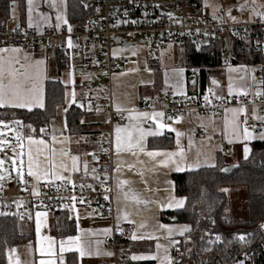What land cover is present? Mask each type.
<instances>
[{"label": "crops", "instance_id": "crops-1", "mask_svg": "<svg viewBox=\"0 0 264 264\" xmlns=\"http://www.w3.org/2000/svg\"><path fill=\"white\" fill-rule=\"evenodd\" d=\"M23 5L25 13L21 19L18 4L12 6L13 25L22 22L41 30L59 28L69 21L66 0H24ZM201 5L205 10L203 2ZM12 26L7 20L6 29ZM149 43L148 40H120L112 45V55L118 63L112 69L111 98L105 93L106 71L85 70L80 62L67 61L65 68L76 72L84 69V78L79 74L71 79L69 76L67 82L72 85L66 87L64 103L57 107L48 125L39 135H33L26 133L24 125L16 121V133L23 144L24 171L19 184L27 188L45 181L91 184L100 152L99 141L111 138L114 224L129 232L128 256L134 264H172L176 236L188 229L183 222L160 217L161 212L181 208L184 204V197L174 193L172 174L215 165L218 157L225 165L247 158L251 142L264 139V133H258L260 123L264 122V111L239 104L229 105L219 114L194 109L176 114L164 111L172 98L194 95L201 88H208L217 96L258 91L261 89L255 75L258 66L232 64L224 58L223 65L210 69L201 87L197 69L187 71L182 64L180 44H157L159 50L155 46L148 52ZM168 46L177 47L178 56L167 55ZM54 52L44 46L38 53L20 46L0 47V94L3 96L0 107L44 106L45 82L57 79L65 84ZM51 57L55 59L54 65H50ZM190 73L192 77H188ZM85 79L96 81L100 89L92 100L84 97L79 86ZM110 100L116 109L124 111L125 121L108 123L106 108ZM20 103L26 106H17ZM72 105L81 111L80 129L66 125L65 114ZM257 127L260 129L256 130ZM30 157L34 175L28 174ZM81 207L87 209L90 220L77 225L68 208L75 224L73 233H58L53 210L38 208L31 219L33 239L16 244L20 247L19 264H56L68 252L77 256L78 264H83L84 259L93 262L91 264L109 260L110 248L101 239L111 225L110 219L102 216L92 224L90 206L80 205L73 210L77 212Z\"/></svg>", "mask_w": 264, "mask_h": 264}, {"label": "built area", "instance_id": "built-area-1", "mask_svg": "<svg viewBox=\"0 0 264 264\" xmlns=\"http://www.w3.org/2000/svg\"><path fill=\"white\" fill-rule=\"evenodd\" d=\"M85 9L90 10L82 23L67 22L62 27H44L36 30L22 23L0 30V47L20 46L38 53L42 47L48 51L59 49L68 62H80L86 70L103 69L106 76L105 93L112 97L111 75L118 63L112 55V45L120 40L129 42L150 41L147 51L157 44L176 45L195 42L209 45L217 40L222 43V56L227 51V37L246 35L253 26L260 28L262 35L256 36L254 48L264 51V19L254 21H229L221 14L204 11L201 4H189L185 0H83ZM262 37V38H261ZM71 41V44L69 43ZM226 44V45H225ZM224 61V58H223ZM256 78L261 89L251 94L217 96L208 88H201L190 96H178L169 100L164 111L173 114L188 110L219 114L227 106H255L264 111V74L261 63H256ZM193 74H188L192 77ZM87 100L99 94L97 82L82 80L79 85ZM93 106V102H91ZM107 121H125L123 110L116 109L111 100L106 108ZM260 125H262L260 123ZM100 152L96 160L95 178L91 184L61 181L41 182L31 188L22 187L16 179L0 180V215L16 216L28 221L40 208L91 207L92 224L105 216L111 225L101 239L110 248V259L101 264H134L128 256L129 232L114 223V164L111 138L99 141ZM226 147L223 146L222 150ZM264 247V243L261 245ZM172 261L178 251L172 250ZM255 253L233 264H252ZM172 263V264H174ZM56 264H68L61 258Z\"/></svg>", "mask_w": 264, "mask_h": 264}, {"label": "trees", "instance_id": "trees-1", "mask_svg": "<svg viewBox=\"0 0 264 264\" xmlns=\"http://www.w3.org/2000/svg\"><path fill=\"white\" fill-rule=\"evenodd\" d=\"M189 4H202V0H185ZM19 8L20 19L24 18V0H0V30L6 29L13 3ZM69 22L82 23L90 10L83 0H66ZM22 23V22H21ZM261 30L253 26L246 35L227 37V61L232 64L261 63L264 74V51L254 48L253 41L261 36ZM262 38V37H261ZM182 64L189 71L197 69L200 86L204 87L211 68L223 65L220 40L199 45L183 42ZM54 55L60 69L68 64L61 51ZM264 79V78H263ZM66 86L59 80H47L44 86V106L41 108L0 107V119L19 121L26 133L39 135L55 115L57 107L64 103ZM81 111L74 105L65 114L70 129H80ZM170 145V144H169ZM225 163L218 157L215 165L201 166L192 170L172 174L174 193L184 197L181 208L160 213L162 220L175 216L188 229L176 236L173 250L178 254L174 264H233L254 252L252 264H264V139L251 142L247 158L241 159L230 173L222 171ZM244 187L247 197L248 219L232 220L227 217L229 196L225 189ZM56 215L58 233H73L75 224L68 208L53 210ZM31 220L23 221L16 216L0 215V264H6V248L33 239ZM68 264H78L72 252L65 254Z\"/></svg>", "mask_w": 264, "mask_h": 264}, {"label": "rangeland", "instance_id": "rangeland-1", "mask_svg": "<svg viewBox=\"0 0 264 264\" xmlns=\"http://www.w3.org/2000/svg\"><path fill=\"white\" fill-rule=\"evenodd\" d=\"M202 2L205 7L204 11L219 13L229 21L238 22L264 19V0H202ZM13 5L16 6V2H14ZM14 20L15 16L11 15L8 19V24L12 26ZM156 50H159V45H156ZM165 50L167 55L173 53V56H178L179 49L175 46H168ZM223 58L227 59L228 55L225 53ZM49 62L50 65H54L55 59L51 57V59L49 58ZM84 69L78 72L74 71V69L73 71L72 69L67 68L60 69L63 75L62 81L65 82V85H67L66 87H71L72 84H69L67 80H70L72 76H77L79 74L80 77L84 78ZM65 76H67L68 79H66ZM88 80L90 79H87V81ZM260 126L261 130L258 131V133L260 132L262 134L264 133V122L263 125ZM17 130L18 125L16 121H5L0 119V180L14 177L19 184V182H22L24 170L21 158L23 144L22 140L17 136ZM225 190L230 200L227 217L232 220L248 219V210L246 206L247 197L246 192H244V187L234 186ZM79 213H82V215ZM70 214L75 219L77 225L89 223L90 218L87 214V209L84 207H81L77 212H75L72 207ZM261 226L264 228V222ZM19 248L20 247H17V245L6 248L5 258L8 264L20 263L21 258ZM86 263L91 264L93 262L84 259L83 264ZM172 263H174V261H172ZM142 264H147V262H143Z\"/></svg>", "mask_w": 264, "mask_h": 264}, {"label": "snow or ice", "instance_id": "snow-or-ice-1", "mask_svg": "<svg viewBox=\"0 0 264 264\" xmlns=\"http://www.w3.org/2000/svg\"><path fill=\"white\" fill-rule=\"evenodd\" d=\"M30 2H31V0H30ZM69 43L71 44V41H69ZM19 87V86H18ZM0 92H2V86H0ZM0 103H3V96H2V94H0ZM17 106H20V107H24V106H26V104H24V103H20L19 105H17ZM156 115H163L162 113H157ZM161 127H163V125H161ZM152 135H157V134H159V133H151ZM179 135V134H178ZM246 151H247V149H246ZM149 155H153L152 153H149ZM29 175H34L35 173H33L32 171H31V157H30V166H29V173H28ZM183 202L181 201L180 202V204H182ZM133 239H136V237L135 236H133ZM84 253L83 252H81V255H83Z\"/></svg>", "mask_w": 264, "mask_h": 264}, {"label": "water", "instance_id": "water-1", "mask_svg": "<svg viewBox=\"0 0 264 264\" xmlns=\"http://www.w3.org/2000/svg\"><path fill=\"white\" fill-rule=\"evenodd\" d=\"M225 45H226V44H225ZM259 129H260L259 127L256 128V130H259ZM236 167H237V164L223 165V167H222V171L227 172V173H230V172H232ZM170 219H171L172 221H176L177 218H176L175 216H173V217H170Z\"/></svg>", "mask_w": 264, "mask_h": 264}]
</instances>
